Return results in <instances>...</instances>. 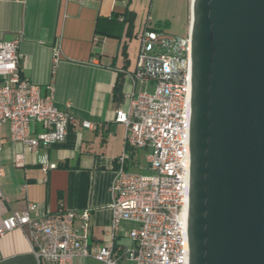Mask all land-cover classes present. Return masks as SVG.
Segmentation results:
<instances>
[{"label":"built area","instance_id":"obj_1","mask_svg":"<svg viewBox=\"0 0 264 264\" xmlns=\"http://www.w3.org/2000/svg\"><path fill=\"white\" fill-rule=\"evenodd\" d=\"M120 2L122 22L127 0ZM135 37V65L124 72L123 101L114 110L115 121L125 126V149L114 161L103 243H89L91 208L51 212L42 203L27 202L8 210L0 187V237L25 230L37 264H73L80 257L103 264H187L190 36L145 23ZM19 41L0 40V126L8 125L11 144L35 152L63 142L76 123L94 129V122L57 108L52 96L20 76ZM140 148L148 150L146 166L132 169L128 150ZM21 158L18 152L15 161ZM39 163L45 179L57 167L46 155ZM117 238L129 244H117Z\"/></svg>","mask_w":264,"mask_h":264},{"label":"crops","instance_id":"obj_2","mask_svg":"<svg viewBox=\"0 0 264 264\" xmlns=\"http://www.w3.org/2000/svg\"><path fill=\"white\" fill-rule=\"evenodd\" d=\"M121 12L116 0H0V40L20 37V76L42 95L52 96L57 108L96 124L94 129L71 125L63 142L35 152L11 144L8 125L0 126V187L7 209H22L27 202L42 203L51 212L89 207L92 245H101L106 237L114 161L125 149L126 130L115 121L113 88L119 73L124 79V72L134 68L136 53L132 59L129 42L136 26L129 38ZM136 151L128 150L131 168L138 163ZM45 155L57 164L46 179L39 163ZM116 243L129 240L117 238ZM0 264H37L25 230L0 237ZM73 264L103 263L80 257Z\"/></svg>","mask_w":264,"mask_h":264},{"label":"water","instance_id":"obj_3","mask_svg":"<svg viewBox=\"0 0 264 264\" xmlns=\"http://www.w3.org/2000/svg\"><path fill=\"white\" fill-rule=\"evenodd\" d=\"M187 264H264V0H191Z\"/></svg>","mask_w":264,"mask_h":264},{"label":"rangeland","instance_id":"obj_4","mask_svg":"<svg viewBox=\"0 0 264 264\" xmlns=\"http://www.w3.org/2000/svg\"><path fill=\"white\" fill-rule=\"evenodd\" d=\"M116 2L120 6V0ZM127 2L129 9L136 15L135 33L145 23L154 28L163 27L166 32L179 36L185 35L188 31L191 0H127ZM136 47L137 39L134 35L129 42V53L132 59L135 57ZM136 154L139 165L145 167L148 150L140 148Z\"/></svg>","mask_w":264,"mask_h":264},{"label":"trees","instance_id":"obj_5","mask_svg":"<svg viewBox=\"0 0 264 264\" xmlns=\"http://www.w3.org/2000/svg\"><path fill=\"white\" fill-rule=\"evenodd\" d=\"M123 20L122 23L125 24L126 26V35L130 38L132 36L133 33V29H134V21H135V13L131 10L128 9V2H127V6L123 11ZM159 29H163V27H158ZM126 52V47L125 44H123L122 48H121V54L124 58V60H127V54ZM115 86L113 88V101L116 104H119L122 101V87H123V74L119 73L117 75V79L115 80Z\"/></svg>","mask_w":264,"mask_h":264},{"label":"bare ground","instance_id":"obj_6","mask_svg":"<svg viewBox=\"0 0 264 264\" xmlns=\"http://www.w3.org/2000/svg\"><path fill=\"white\" fill-rule=\"evenodd\" d=\"M189 5H190V7H191V2L189 3ZM189 18H190V16H189Z\"/></svg>","mask_w":264,"mask_h":264}]
</instances>
